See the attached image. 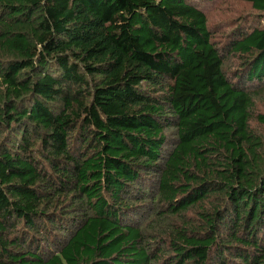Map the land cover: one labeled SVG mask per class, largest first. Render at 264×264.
I'll return each mask as SVG.
<instances>
[{"label":"trees","instance_id":"16d2710c","mask_svg":"<svg viewBox=\"0 0 264 264\" xmlns=\"http://www.w3.org/2000/svg\"><path fill=\"white\" fill-rule=\"evenodd\" d=\"M232 1L0 0V264H264V0Z\"/></svg>","mask_w":264,"mask_h":264},{"label":"rangeland","instance_id":"374dc122","mask_svg":"<svg viewBox=\"0 0 264 264\" xmlns=\"http://www.w3.org/2000/svg\"><path fill=\"white\" fill-rule=\"evenodd\" d=\"M233 2H236V1H232V0H224V2H223V4H222V8L223 9H226V10H229V8H233L232 6H233ZM219 11V9L218 10H216V11H214L212 14H214V17L215 16H218L219 15V13H217ZM213 17V18H214ZM255 18L253 17L252 18V20H254ZM259 105H260V107L264 110V101H262L261 103H259ZM262 131L264 132V128L262 129Z\"/></svg>","mask_w":264,"mask_h":264}]
</instances>
